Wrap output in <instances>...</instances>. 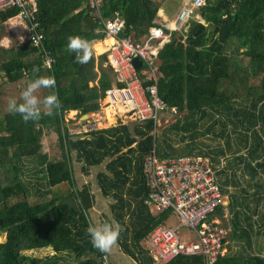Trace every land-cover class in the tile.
<instances>
[{
	"label": "trees",
	"instance_id": "obj_1",
	"mask_svg": "<svg viewBox=\"0 0 264 264\" xmlns=\"http://www.w3.org/2000/svg\"><path fill=\"white\" fill-rule=\"evenodd\" d=\"M35 1L40 45L26 39L0 45V264H22L24 252L47 246L54 254L46 262L102 264L106 253L93 247L86 233L95 224L89 214L97 203L93 187L109 202L100 222L122 226L117 246L136 264H204L200 254L156 261L144 247V238L168 214L144 203L149 188L143 163L152 150L159 158L200 154L215 168L220 191L228 194L226 206L216 212L224 219L226 207V237L237 248L213 264H264V0H204L196 9L202 20L193 16L185 29L163 28L169 39L155 59L157 91L177 114L155 136L151 119L136 125L139 140L121 121L84 135L67 134L68 112L76 110L79 117L100 109L111 86L100 66L106 54L94 50L88 64H79L66 50L67 38L79 35L93 46L103 32L94 30L98 24L85 0ZM101 1L102 16L117 11L124 20L121 36L139 42L157 25L158 0ZM17 10H0V39ZM45 51L53 59L50 67ZM39 76H53L56 87L37 95L55 91L60 107L47 116L41 106V119L26 123L7 111V102L19 99ZM50 133L56 135L52 158L42 143ZM75 164L86 176L97 168L94 185H77Z\"/></svg>",
	"mask_w": 264,
	"mask_h": 264
},
{
	"label": "built area",
	"instance_id": "obj_2",
	"mask_svg": "<svg viewBox=\"0 0 264 264\" xmlns=\"http://www.w3.org/2000/svg\"><path fill=\"white\" fill-rule=\"evenodd\" d=\"M89 14L98 24L95 31H102L103 38L109 39L106 51L107 66L117 77V85L105 90V104L111 105V116L121 119L115 106L124 110L131 120L151 119L153 131L160 124L158 110L171 116L177 114L175 106L168 105L158 95L157 77L159 75L156 55L169 36L160 25L150 26L142 41L121 36L124 20L117 11L110 17L101 13V0H85ZM205 5L204 0H187L172 22L174 28H186L190 16L196 9ZM15 6V17L27 28L26 40L40 45L42 34L36 19L35 0H0V10ZM141 61L139 65L133 59ZM53 61L49 52H44V64ZM118 116V117H117ZM66 132L69 135H84L101 128L100 119L80 118L66 115ZM127 120L124 121V123ZM224 164L221 159L220 165ZM145 182L149 188L144 200L151 211L156 213H176L179 224L168 226L165 221L155 226L144 238V247L156 261H168L183 254L203 256L204 264H213L224 255L227 244V228L217 214L223 205L222 193L217 181L216 170L210 160L200 154H186L159 158L154 151L148 154L143 163ZM225 213V212H224ZM223 213L225 217L226 214ZM166 217V218H167ZM166 220V219H165ZM185 226L193 231V239L182 242L177 229ZM102 264H107L106 258Z\"/></svg>",
	"mask_w": 264,
	"mask_h": 264
},
{
	"label": "clouds",
	"instance_id": "obj_3",
	"mask_svg": "<svg viewBox=\"0 0 264 264\" xmlns=\"http://www.w3.org/2000/svg\"><path fill=\"white\" fill-rule=\"evenodd\" d=\"M66 50L75 53V61L79 64H88L94 56L92 42L79 35H71L67 38ZM51 66V61L48 62ZM39 69L32 68V72L36 73ZM56 80L53 76H39L27 83L26 87L21 91L19 99L9 98L7 102V111L10 114H19L24 122L38 121L43 115L52 116L54 110L60 107V100L55 91L42 98L37 95L41 89H55ZM123 231L119 223H111L102 221L98 224H90L86 233L90 237L93 247L101 252H108L115 246Z\"/></svg>",
	"mask_w": 264,
	"mask_h": 264
},
{
	"label": "rangeland",
	"instance_id": "obj_4",
	"mask_svg": "<svg viewBox=\"0 0 264 264\" xmlns=\"http://www.w3.org/2000/svg\"><path fill=\"white\" fill-rule=\"evenodd\" d=\"M179 1L180 0H165V4H167L171 9H174L179 4ZM5 29H6V27H5ZM115 110L117 113L118 112L120 113L121 119L110 117L109 114H107L105 120H101L103 125L110 126V125L116 124L119 121L124 122L125 120H129V117L127 115H124V110L121 107L115 106ZM68 114H70V111ZM109 117H110V120H109ZM158 119H159L160 124L157 125L155 132H152V134L154 136H155V133L157 135V132H159V130L163 126L172 122L175 119V116L165 114V111L159 109L158 110ZM55 140H56V135L54 133L46 134L45 136H43V139H42L43 150L47 151L50 158L54 157L57 153V148L55 146ZM96 169L97 168H92L90 170V174L86 176L80 172L79 166L75 164L74 178H75L77 185H80L81 183L88 182V181H90L92 183V185H94L95 184L94 174H95ZM93 191L96 192L97 203L89 211V214H90V216L91 215L93 216V220L95 221V224H98L100 222V219L102 220V218H103L102 212L103 211L107 212V209H108L107 203H109V202H108V199H106L105 197H103L100 194V192L97 190V188L95 189V187H93ZM220 219H221L223 225L226 227L227 222L225 221V219H222V218H220ZM165 224L168 226H172V227L177 226L179 224V218L176 215V213H171L166 218ZM177 232H178V235H179L180 240L182 242H188L191 239H193V237H194L193 231L190 230L189 228L185 227V226L179 227L177 229ZM2 239H3V237L1 235L0 241ZM227 246H228L227 251L229 253H233L237 248L235 243H233L231 241L228 242ZM105 253H106L105 258H106L107 264H110V261H113L114 264H136L129 256L124 254L119 249L117 244L115 246H113L110 251L105 252ZM53 254H54L53 251L51 253H49V252L47 253L46 250H39V251H35V252H33V250L26 251V253H25L26 258L24 259V262L22 264H58L57 261L54 263L45 261L47 258L51 257ZM43 261H45V262L43 263Z\"/></svg>",
	"mask_w": 264,
	"mask_h": 264
},
{
	"label": "crops",
	"instance_id": "obj_5",
	"mask_svg": "<svg viewBox=\"0 0 264 264\" xmlns=\"http://www.w3.org/2000/svg\"><path fill=\"white\" fill-rule=\"evenodd\" d=\"M158 1H159L160 6H159V9L157 11V14H156V17L154 19V22L157 25L162 26L163 28L173 29L172 22L175 19V17L177 15L178 11L180 10V8L185 4V2L187 0H180L179 1V4L174 9H171L167 4H165V0H158ZM193 16L196 17V18H198V19H200V20H202L200 14L198 12L195 13L194 15L190 16V17H193ZM4 25H6L5 26L6 27V29H5L6 30V34L1 37V39H0V45H2L4 47H8V46H10L12 44L21 43L22 41H24L26 39L27 28H26L25 24L20 19H18L17 17L14 16V17L9 18L7 21H5V24ZM168 39H169V36L167 37V40ZM108 43H109V39H105V38H102L101 40L97 41L93 45L94 50H95V53L97 55L106 54L107 47H108ZM100 66L105 70V72H107V74L109 75V77L111 79V86L110 87L117 85V77H116V74H115V72L112 69H110L107 66L106 56L103 59L100 60ZM105 101H106L105 99L102 100V104H100L101 105L100 109H98L96 111H93V112L87 113L88 114L87 116H85V115L82 114L79 117L80 118H83V117L84 118H86V117H94V118H97V119L98 118L99 119L101 118L100 119L101 128L108 127V126L103 125L102 122H101V120H105L107 114H109V116L112 117L111 116V110H112L111 107L112 106L105 104ZM76 113H77L76 110H72L71 109L70 114H68L67 117L68 118L74 117L76 115ZM165 114H167V113L165 112ZM229 190L232 191L231 188H229ZM226 197H228V194H224L223 197H222L223 205L224 206H226V203L228 201ZM224 212H225L224 214L228 215L227 214L228 211H227L226 207L224 209ZM225 217H224V219L226 221V218ZM226 228L229 229L228 223L226 225ZM2 237L4 239V236L3 235H2ZM227 245H228V240H227V244H226V250L228 249V246ZM39 250H46L47 253L48 252L51 253L53 251L51 249V247H49V246L42 247V248H37L36 249V251H39ZM25 253L26 252H24V254ZM53 253H54V251H53Z\"/></svg>",
	"mask_w": 264,
	"mask_h": 264
},
{
	"label": "water",
	"instance_id": "obj_6",
	"mask_svg": "<svg viewBox=\"0 0 264 264\" xmlns=\"http://www.w3.org/2000/svg\"><path fill=\"white\" fill-rule=\"evenodd\" d=\"M133 63L135 65H139L141 63V61L139 59H137V58H134L133 59ZM83 115L87 116L88 114L84 113ZM125 123H126L128 131L130 133V136L136 138L137 140H139V136L135 133L134 127L136 125H138V124L143 123V121L142 120H131V119H129Z\"/></svg>",
	"mask_w": 264,
	"mask_h": 264
},
{
	"label": "bare ground",
	"instance_id": "obj_7",
	"mask_svg": "<svg viewBox=\"0 0 264 264\" xmlns=\"http://www.w3.org/2000/svg\"><path fill=\"white\" fill-rule=\"evenodd\" d=\"M109 120H110V117H109Z\"/></svg>",
	"mask_w": 264,
	"mask_h": 264
}]
</instances>
